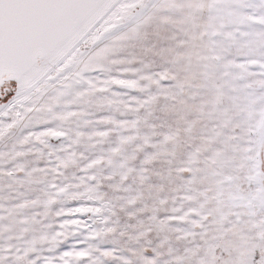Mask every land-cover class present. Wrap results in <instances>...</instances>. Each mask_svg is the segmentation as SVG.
<instances>
[{
    "label": "snow or ice",
    "instance_id": "snow-or-ice-1",
    "mask_svg": "<svg viewBox=\"0 0 264 264\" xmlns=\"http://www.w3.org/2000/svg\"><path fill=\"white\" fill-rule=\"evenodd\" d=\"M0 264H264V0H0Z\"/></svg>",
    "mask_w": 264,
    "mask_h": 264
}]
</instances>
